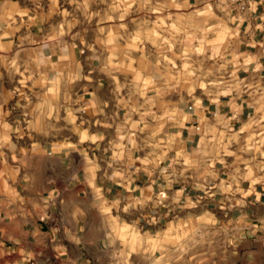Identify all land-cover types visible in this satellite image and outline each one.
<instances>
[{
    "label": "crops",
    "instance_id": "crops-1",
    "mask_svg": "<svg viewBox=\"0 0 264 264\" xmlns=\"http://www.w3.org/2000/svg\"><path fill=\"white\" fill-rule=\"evenodd\" d=\"M229 10L187 99L154 58L0 0V264H264V3Z\"/></svg>",
    "mask_w": 264,
    "mask_h": 264
},
{
    "label": "rangeland",
    "instance_id": "rangeland-1",
    "mask_svg": "<svg viewBox=\"0 0 264 264\" xmlns=\"http://www.w3.org/2000/svg\"><path fill=\"white\" fill-rule=\"evenodd\" d=\"M53 25L93 47L120 44L123 52L152 57L169 68L167 81L187 99L206 95L210 63L231 40L227 7L209 0H40ZM205 5V6H204ZM49 17V16H48ZM219 64L220 60H219ZM196 71V72H195ZM198 74V75H197ZM200 74V75H199Z\"/></svg>",
    "mask_w": 264,
    "mask_h": 264
},
{
    "label": "built area",
    "instance_id": "built-area-1",
    "mask_svg": "<svg viewBox=\"0 0 264 264\" xmlns=\"http://www.w3.org/2000/svg\"><path fill=\"white\" fill-rule=\"evenodd\" d=\"M229 8L241 16H249L252 12V5H255L259 2L264 3V0H229ZM26 264H34V261H26ZM111 264H122L120 260L114 259Z\"/></svg>",
    "mask_w": 264,
    "mask_h": 264
}]
</instances>
